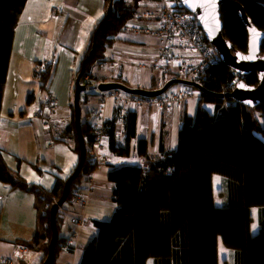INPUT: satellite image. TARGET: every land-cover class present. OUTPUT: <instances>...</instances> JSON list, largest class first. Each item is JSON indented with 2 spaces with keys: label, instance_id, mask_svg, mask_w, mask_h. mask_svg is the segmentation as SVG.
<instances>
[{
  "label": "trees",
  "instance_id": "16d2710c",
  "mask_svg": "<svg viewBox=\"0 0 264 264\" xmlns=\"http://www.w3.org/2000/svg\"><path fill=\"white\" fill-rule=\"evenodd\" d=\"M107 1L108 12L110 0ZM235 1L245 7L260 29H264V0ZM26 2L0 0V112L15 29ZM136 4L137 0L133 4L128 0H114L113 12L97 34L96 50L84 73L93 76V67L105 57L106 48L134 18ZM221 12L225 37L236 49L246 51L248 33L237 9L225 5ZM92 47L93 43L87 55ZM40 66L42 90L48 88L53 74L51 63L41 62ZM169 74L174 75L170 79L178 76L173 70H169ZM234 77L232 69L219 59L205 72L203 86L213 92L228 93L234 89L231 84ZM244 80L257 84V73L246 75ZM115 91L131 97L124 91ZM33 99L30 95L29 101ZM205 102L215 104L213 114L202 107ZM122 109L119 105L116 114L106 119L101 129L116 155L131 156L138 116L135 111L122 116ZM121 120H125L123 144L118 139ZM82 128L88 147L86 160L72 182L67 202L83 178L98 167L93 151L97 135L88 124L84 123ZM254 131L264 135V104L252 108L234 98L223 100L202 92L195 117L184 116L177 149L164 151L158 159H148L144 166L122 165L110 170L109 179L115 185L118 207L110 220L95 221L98 235L85 247L81 264H148L149 261L152 264H220L221 244L228 251L224 264H264V143ZM67 135L80 154L74 113ZM147 148L148 142L140 139L138 154L146 156ZM214 174L221 176L218 192ZM0 180L36 195L41 227L25 244L30 250L42 252V263L52 236L51 206L61 197L66 180H58L55 189L47 192L12 176L1 156ZM217 196L222 199L220 205L216 202ZM249 208L257 210L258 229L254 234L248 228ZM62 222L58 212L56 258L66 243L60 234ZM19 264L29 263L20 261Z\"/></svg>",
  "mask_w": 264,
  "mask_h": 264
},
{
  "label": "crops",
  "instance_id": "0c3cea01",
  "mask_svg": "<svg viewBox=\"0 0 264 264\" xmlns=\"http://www.w3.org/2000/svg\"><path fill=\"white\" fill-rule=\"evenodd\" d=\"M139 3L130 25L109 46L111 52L94 65L93 83L118 81L131 87L156 89L174 76L159 71L157 66L164 64L162 40L149 32L158 26L160 1ZM107 4V0H27L19 16L0 112V156L12 176L47 192L55 189L58 180H66L79 162L80 154L67 135L73 113L75 117L76 78L96 30L107 15ZM140 44L145 46V54L138 58L128 47ZM186 52V56H198L191 50ZM45 61L52 64L53 75L48 88L41 90L38 71ZM96 68L100 69V77L95 75ZM176 69V65L170 64V70ZM30 95L34 97L32 101ZM111 95L127 97L115 90L82 93V125L102 127L106 119L116 114L118 104ZM200 98L169 106L126 107L138 116L132 154L116 155L107 136L95 143L93 150L100 152L101 163L83 178L70 201L60 207V234L69 248H62L54 264H81L85 247L98 235L95 221L110 220L118 207L110 170L122 165L144 166L148 159H158L164 151L177 149L184 116L195 117ZM47 100L54 102L55 108H50ZM202 107L215 112L214 103L205 102ZM39 109L43 114L36 116ZM124 130L125 120H121V144L125 140ZM140 139L148 142L146 156L138 154ZM213 180L216 189L221 176L214 174ZM74 194H82L83 202L73 201ZM36 203L34 193L0 180V264H40L42 252L30 250L25 244L41 227Z\"/></svg>",
  "mask_w": 264,
  "mask_h": 264
},
{
  "label": "water",
  "instance_id": "95a60500",
  "mask_svg": "<svg viewBox=\"0 0 264 264\" xmlns=\"http://www.w3.org/2000/svg\"><path fill=\"white\" fill-rule=\"evenodd\" d=\"M182 5L191 13H193L199 20L200 25L204 31L206 39L219 55V59L227 66L242 75L241 81L234 86V89L228 93H217L206 89L192 80L175 77L168 80L162 87L156 89H148L142 87H131L123 82L108 81L100 82L98 89L100 91L121 90L131 95H139L145 97H155L165 93L169 88L176 84H183L199 88L202 92L209 95L223 98H234L239 102L249 106L256 107L264 104V52L262 46L264 42V29H260L247 13L245 7L235 0H180ZM114 0L109 1L108 12L104 20L98 26L93 39V47L90 53L82 62V68L76 78V90L74 94V111H75V125L80 143L79 162L75 170L66 179L61 197L55 201L51 206L50 223L52 228V236L50 239L48 254L41 264H54L56 260V244L59 240V229L57 225V214L68 200L70 189L74 179L81 173L87 155V144L82 128V108L81 96L86 90L87 85L81 83V76L85 71L87 62H89L94 55L97 46V34L100 32L102 25L110 17L113 12ZM230 5L237 9L238 15L245 25L248 33L247 50L243 51L236 49L234 44L224 35V21L222 19V6ZM251 57V58H249ZM256 72L258 82L255 85L248 84L244 78L246 75ZM255 136L264 143V135L262 132L254 131Z\"/></svg>",
  "mask_w": 264,
  "mask_h": 264
},
{
  "label": "built area",
  "instance_id": "2783aa9c",
  "mask_svg": "<svg viewBox=\"0 0 264 264\" xmlns=\"http://www.w3.org/2000/svg\"><path fill=\"white\" fill-rule=\"evenodd\" d=\"M161 12L158 18V26L154 31H149L153 35L159 37L162 42V61L163 65L157 66L159 71L169 73V64L177 66V77L192 80L200 85H203L205 72L219 60V55L214 46L206 39L204 31L196 16L188 11L180 0H160ZM140 31V28H135ZM181 50L193 51L198 54L200 61L195 64H189L182 56ZM45 64L49 62L45 61ZM235 77L232 79V86H235L241 81L242 75L235 72ZM91 73H84L81 79L82 84H86V91L97 90L98 84L90 83ZM115 96V102L119 105H124L121 115L127 114L126 106L129 105H156L169 106L176 103H182L186 100L202 96V91L196 87L179 88L174 86L169 88L165 93L155 97L135 96L123 98ZM54 102L48 101L50 108H55ZM36 116H41L42 110L36 111ZM101 120V116L99 115ZM93 132L96 137V142L100 143L103 139V131L100 126H93ZM121 137L118 136V139ZM99 157H95V160ZM73 201L83 202L82 194H74ZM62 248L68 250L69 245L63 244Z\"/></svg>",
  "mask_w": 264,
  "mask_h": 264
},
{
  "label": "rangeland",
  "instance_id": "374dc122",
  "mask_svg": "<svg viewBox=\"0 0 264 264\" xmlns=\"http://www.w3.org/2000/svg\"><path fill=\"white\" fill-rule=\"evenodd\" d=\"M129 1V3H135V0H128ZM139 1L140 0H137V9H138V7H139V5H140V3H139ZM133 23V22H132ZM135 23V22H134ZM136 24V23H135ZM130 25V24H129ZM140 27V26H139ZM154 29H156L155 27H154ZM143 34H145V33H143ZM148 34V33H147ZM149 35V34H148ZM144 48H145V46L144 45H142V44H140L138 47H128V49H130V51H131V53L134 55V56H138V58L139 57H142L144 54H145V50H144ZM111 50L112 49H110L109 47L106 49V54H109V52H111ZM140 51H142V53L140 52ZM181 52V54H182V56L186 59V61L189 63V64H192V65H195V64H197L199 61H200V57L201 56H199V57H195V56H192L191 54H190V56H186V55H184V53H187L185 50H181L180 51ZM95 75H97V76H99L100 77V69L99 68H96L95 69ZM82 76H83V74H82ZM82 76H81V79H82ZM82 83V82H81ZM90 83L91 84H97V83H93L92 82V75H91V77H90ZM99 84V83H98ZM86 85V84H85ZM183 84H178V85H176L177 87H181ZM174 87V86H173ZM74 94V93H73ZM73 97H74V95H73ZM229 98H227V97H223V100H228ZM129 105H127L126 107H128ZM82 127H83V125H82ZM94 151V160H95V157L97 156V157H100V152L99 151H97V152H95L96 150L94 149L93 150ZM95 163H97L98 164V166H99V163H101L100 162V160L99 159H96L95 160ZM220 181V180H219ZM219 181H217L218 183H219ZM216 184V191L218 192L220 189V185L219 184ZM216 202L220 205L221 204V202H222V199H221V197H219V196H217L216 197ZM248 217H249V223H248V228H249V230H250V232H254V231H256L257 229H258V221H257V210H256V208H249L248 209ZM255 225V228L253 227ZM228 258V251H227V249L221 244L220 245V264H224V261L226 260ZM55 263V262H54ZM41 264V263H40ZM148 264H152V261H149L148 262Z\"/></svg>",
  "mask_w": 264,
  "mask_h": 264
},
{
  "label": "snow or ice",
  "instance_id": "6c2138e0",
  "mask_svg": "<svg viewBox=\"0 0 264 264\" xmlns=\"http://www.w3.org/2000/svg\"><path fill=\"white\" fill-rule=\"evenodd\" d=\"M249 58H251V57H249ZM253 227L255 228V225Z\"/></svg>",
  "mask_w": 264,
  "mask_h": 264
}]
</instances>
